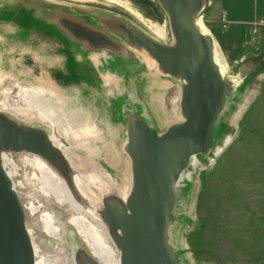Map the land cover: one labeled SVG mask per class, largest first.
<instances>
[{"label":"rangeland","instance_id":"rangeland-1","mask_svg":"<svg viewBox=\"0 0 264 264\" xmlns=\"http://www.w3.org/2000/svg\"><path fill=\"white\" fill-rule=\"evenodd\" d=\"M147 1L151 6L137 0L73 1L85 9L78 19L43 0L28 6L31 14L45 9L49 20L67 15L73 23L64 28L87 43L88 51L79 44L78 49L65 48L51 33H41L39 25L0 11V19H7L0 20V103L4 111H14L11 115L0 114L20 127L42 132L60 156L56 165L33 153L5 152L18 166L12 184L25 214L36 264H71L69 246L75 252L90 253L70 220L86 224L88 238L100 241L115 259L120 257L109 238L111 230L103 213L106 198H115L126 206L132 189V164L126 151L129 120L137 118L157 135L183 122L180 99L184 81L164 73L155 59L133 41L137 33L132 25L153 34L147 26L155 24L163 27L165 41L173 37L169 16L158 0ZM210 6L211 0H201L194 23L209 39L215 64L228 84L211 132L210 149L221 148L229 140L212 162L205 159V153L195 156L198 162L189 169L190 180L180 189L167 243L179 264H264V29L255 42H245L242 51L234 55V62L225 64L206 30L205 13ZM91 8L101 9L97 11L99 17L101 13L111 17H97L103 27L92 26L87 19ZM253 16L250 11L245 19L252 21ZM122 19L127 22L124 28ZM10 23L13 26L9 35L15 36L6 39L3 28ZM219 25L227 28L221 18ZM87 31L109 38L116 45L105 46L106 60L103 64L95 61L93 69L87 60L78 64L83 54L99 50V46L92 45L91 37L86 38ZM8 40L15 42L13 48L12 44L9 48L4 45ZM44 41L59 57V64L41 73L31 67L27 53ZM148 57L155 66L147 65ZM77 66L90 77L82 76ZM43 82L46 86L39 85ZM20 90L27 98L20 97ZM36 94L42 101L37 106L28 98ZM51 172L65 186H72L82 216L38 191L35 181ZM33 207L38 212L34 213Z\"/></svg>","mask_w":264,"mask_h":264},{"label":"water","instance_id":"water-1","mask_svg":"<svg viewBox=\"0 0 264 264\" xmlns=\"http://www.w3.org/2000/svg\"><path fill=\"white\" fill-rule=\"evenodd\" d=\"M158 2L169 16L175 45L163 47L139 34L132 37L164 73L184 81L180 99L183 122L157 135L137 118L129 120L126 151L132 164V189L126 206L117 202L105 207L103 213L111 232H120L114 238L120 252L119 264H179L167 243L181 192L176 182L191 156L210 148L213 125L228 91L215 64L211 43L194 23L201 0ZM93 36L87 32L86 38ZM4 151H25L52 164L60 162L59 153L42 132L20 127L0 114V156ZM0 264H34L25 214L1 162ZM77 264L96 263L82 256Z\"/></svg>","mask_w":264,"mask_h":264},{"label":"crops","instance_id":"crops-1","mask_svg":"<svg viewBox=\"0 0 264 264\" xmlns=\"http://www.w3.org/2000/svg\"><path fill=\"white\" fill-rule=\"evenodd\" d=\"M38 1L41 0H0V11H2L7 16H17L20 19L24 18V20H26L28 23L32 22L33 24L39 25V27H41V33L44 32V34L47 33L48 35L49 33H51L53 35L52 37L58 38L63 43L65 48L78 49V47H80L81 45L84 48L86 47V49L89 48V45H87V43L75 39L66 31L64 27H68L70 23H73L71 18L69 19L68 17H66L67 15L65 16L64 14H61L59 15V18L58 16H54L53 20H49V16L45 12L46 10L44 9V11L41 8L36 9V11L31 14L28 6ZM43 1L46 3L48 2V4H51L52 2H60L69 6H78L77 2H73L71 0ZM81 5H84V3H81ZM250 11L254 12L255 15L253 16L254 18L252 19V21L250 20V18L245 19L246 15L248 17V12ZM66 14L72 15L70 12ZM222 14L226 15V19L228 22V26L226 29H222L219 25V20ZM10 17L7 18L9 19ZM0 20L7 21V19L3 18H1ZM259 20L264 21V0H211V6L206 10L205 13V26L207 33L212 37L215 44L219 48V58L222 62H224L225 64L230 63L231 61L234 62V55L242 51L243 47H245V42L251 43V26ZM33 24L30 25L33 26ZM12 26V23H10V25L7 24L3 28L4 32L6 33L3 37H5L6 39L15 36L13 34L12 36H10V29H12ZM263 29L264 26L259 28V36ZM259 36H257L258 39ZM93 37L98 39L97 33H94ZM99 37L102 39L101 42L94 41L95 44L99 46V50L105 52V50L107 49L105 46H116L109 38L105 39L101 36ZM6 43H4V45H6L7 48H9L11 44L12 48L15 45V42L10 43L9 40L6 41ZM44 44L46 45L45 41L41 43L38 48H36L37 50L33 48L29 51V53H27L28 55L30 54V62L32 63V66H30L33 68L38 67L37 69H39L41 73H44L42 71H46L59 64V57L52 54V47H47ZM83 56L85 55L83 54ZM87 58V61H98L93 51H90V54L87 55ZM81 60L82 61L78 64L84 63L85 59L81 58ZM77 70H79V73L85 78L90 77L88 76L89 74H87L88 72L85 71L82 67H78Z\"/></svg>","mask_w":264,"mask_h":264},{"label":"bare ground","instance_id":"bare-ground-1","mask_svg":"<svg viewBox=\"0 0 264 264\" xmlns=\"http://www.w3.org/2000/svg\"><path fill=\"white\" fill-rule=\"evenodd\" d=\"M73 1L96 3L95 0H73ZM106 1L110 2V3H117L118 2V0H117V2H115L116 0H106ZM50 5H52V6L54 5V6H56V8L62 9L65 13L70 12L72 14V16L74 18H77V19L80 16L79 14H81V12H85V9L83 7L69 6V5H65L63 3H60V2H52ZM91 9H88V11H87V13H88L87 19L91 20L92 26L103 27L102 23H100L99 19H97V17H99V15L97 16V14H98L97 11H100L101 9H97V10H95L93 8H91ZM108 15L109 14L104 15L101 13V15H100L101 17H99V18H104V17L108 18V17H110ZM121 22H122L121 27L124 28L125 27L124 24H127V22L123 19L121 20ZM129 25H128V27H129ZM197 25H199V27H200L199 23H197ZM131 27L134 30H136L137 34L141 35L142 37H144L146 40H148L150 42L156 43V44L161 45L163 47H172L175 45V38L173 35H172L173 36L172 38H169L167 41H165V33H164L163 27L157 26L155 24H148L147 27L153 34L147 32L146 30H144L140 26L132 25ZM112 33L114 34V32H112ZM113 34H109V36L116 38V35H113ZM45 46H47V45H45ZM139 48H141V47H139ZM92 62H93V64H95L94 63L95 61H92ZM146 63L149 67L155 66V62L152 59H150L149 57L146 58ZM39 85H42V86L45 85L46 86V83L45 82L39 83ZM56 90H57L58 94L65 95V93H63V91H61L60 89H56ZM36 93L41 94V95L44 94V92L41 89H39V90L37 89ZM38 94H36L35 96L29 95L30 97H28L30 100H32V103L36 106H37V104H39L38 103L39 101L42 102L41 98ZM19 95L23 99L27 98V95H25L24 91H22V90L19 91ZM71 100H72V98H71ZM24 102L26 104V101H24ZM2 109H3V107H1V103H0V113L2 112L6 115H8V114L11 115L12 113H14V111L8 112L7 110L4 111V109L3 110ZM230 137H232V136H230ZM228 140L229 139H227L225 141L223 146L228 144L227 143ZM222 147L220 148L219 146H215L212 149L209 148L203 156L205 157V159L210 160L212 162L222 152V150H223ZM5 152L6 151L2 152L1 156H0L1 167L3 168L4 172L9 177V179L11 180V184H12V176H13V174H16L18 172V166L16 165V163L14 161H12V159L8 158L5 155ZM7 152H10V151H7ZM197 155H199V154H197ZM195 156H191V158L188 162V165L179 175L178 180L176 182V187L178 189H181L183 186H186L187 183L189 182V180H190L189 169L190 168L192 169L196 165V163L198 162ZM34 185L38 188V191L41 193V195L45 196L46 198H50V199H52L58 203L66 204V206L70 209V211H72L75 215H79V216L81 215L82 216L83 211H82L81 207L79 206V203L76 199L75 192H74L72 186L69 184H67L65 186L63 184V182H61L57 179V177L55 176V174L53 172H51L50 174H43L39 181H35ZM12 188L15 191V193L17 194V190H16L15 186H13V184H12ZM104 201H105V207H107L109 205L113 206L117 202H119L118 200H116L115 198H112V197L106 198ZM32 210L34 213L38 212L37 208H35V207H33ZM84 214H86V213H84ZM70 223L73 224V226H75L77 228L80 236L85 240V242L88 244V246L90 248V253L87 254L86 252H84L82 250H81V252H80V250L75 252V250L71 246H69L68 254H69L71 264H77L78 259L82 256L89 257L96 264H119V257L117 259H115L113 256V253L110 251V249L105 247L100 241H97L96 239L88 238V226L86 224L81 223V222H77V221H72V220H70ZM173 225L171 224L169 226L168 232L172 231ZM118 234H119V232H116V234L111 232L109 234L110 236L108 235L113 245L115 244V240H114L115 235H118ZM82 252H84V253H82ZM34 264H36L35 261H34Z\"/></svg>","mask_w":264,"mask_h":264},{"label":"built area","instance_id":"built-area-1","mask_svg":"<svg viewBox=\"0 0 264 264\" xmlns=\"http://www.w3.org/2000/svg\"><path fill=\"white\" fill-rule=\"evenodd\" d=\"M221 22H222L223 27L226 28L227 25H228V22H227L225 14L221 15ZM262 26H264V21H262V20L257 21L256 23H254L251 26V29H250L251 30L250 31V35H251L250 41L251 42H254V41L257 40V36L259 34V28L262 27Z\"/></svg>","mask_w":264,"mask_h":264},{"label":"flooded vegetation","instance_id":"flooded-vegetation-1","mask_svg":"<svg viewBox=\"0 0 264 264\" xmlns=\"http://www.w3.org/2000/svg\"><path fill=\"white\" fill-rule=\"evenodd\" d=\"M139 3H141V2H139ZM89 32V31H88ZM89 33H91V32H89ZM93 34H94V32H93ZM98 39H96V38H94V37H91V40H92V42L93 43H95V42H99L100 40L102 41V39L98 36L97 37ZM95 41V42H94ZM92 49H94V48H92ZM94 52V54H95V56L97 57V59H98V61L101 63V64H103L104 63V60H106V57H105V52L104 51H101V50H96V51H93ZM102 54V55H101ZM83 59H85V60H87V55H85V56H83L82 57ZM103 60V61H102ZM88 62V64L91 66V67H93V63H92V61H90V60H88L87 61ZM99 64V63H98Z\"/></svg>","mask_w":264,"mask_h":264},{"label":"trees","instance_id":"trees-1","mask_svg":"<svg viewBox=\"0 0 264 264\" xmlns=\"http://www.w3.org/2000/svg\"><path fill=\"white\" fill-rule=\"evenodd\" d=\"M137 1L143 3L146 6H151V3L149 1H147V0H137Z\"/></svg>","mask_w":264,"mask_h":264}]
</instances>
